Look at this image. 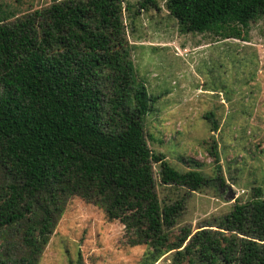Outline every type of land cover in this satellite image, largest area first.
Segmentation results:
<instances>
[{
    "label": "trees",
    "instance_id": "1",
    "mask_svg": "<svg viewBox=\"0 0 264 264\" xmlns=\"http://www.w3.org/2000/svg\"><path fill=\"white\" fill-rule=\"evenodd\" d=\"M163 1L186 32L221 33L264 15V0ZM126 38L123 0H56L0 17V264H38L74 197L119 221L131 246H147L144 264L167 253L171 264H264L263 198L175 232L185 198L160 199L154 165L161 185L189 192H220L222 179L180 172L150 149L152 105L135 86Z\"/></svg>",
    "mask_w": 264,
    "mask_h": 264
},
{
    "label": "rangeland",
    "instance_id": "2",
    "mask_svg": "<svg viewBox=\"0 0 264 264\" xmlns=\"http://www.w3.org/2000/svg\"><path fill=\"white\" fill-rule=\"evenodd\" d=\"M55 1L0 0V17L12 21ZM142 2L123 0V7L132 77L152 105L144 122L147 144L174 169L197 170L223 183L220 192L213 184L199 192L165 187L160 165H154L160 199L169 204L185 198L175 232L184 226L195 232L236 203L264 199V15L221 33L220 25L195 33L183 30L165 1ZM234 26L240 36L233 35ZM213 145L219 161L211 155ZM147 252L145 245L131 246L119 221L74 197L38 264H144ZM172 257L167 253L155 264H171Z\"/></svg>",
    "mask_w": 264,
    "mask_h": 264
},
{
    "label": "water",
    "instance_id": "3",
    "mask_svg": "<svg viewBox=\"0 0 264 264\" xmlns=\"http://www.w3.org/2000/svg\"><path fill=\"white\" fill-rule=\"evenodd\" d=\"M225 189H223V191H224ZM235 194L232 192V189H231V187H229L228 188V198L230 199V200H234L235 199Z\"/></svg>",
    "mask_w": 264,
    "mask_h": 264
}]
</instances>
